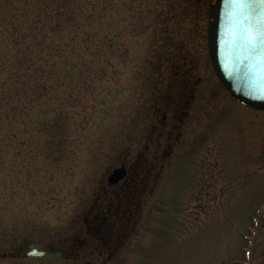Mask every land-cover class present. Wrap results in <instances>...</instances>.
Instances as JSON below:
<instances>
[{
  "label": "rangeland",
  "instance_id": "374dc122",
  "mask_svg": "<svg viewBox=\"0 0 264 264\" xmlns=\"http://www.w3.org/2000/svg\"><path fill=\"white\" fill-rule=\"evenodd\" d=\"M25 2L0 0V44ZM213 2L70 0L90 48L27 117L0 66V264H264V110L214 71Z\"/></svg>",
  "mask_w": 264,
  "mask_h": 264
},
{
  "label": "trees",
  "instance_id": "16d2710c",
  "mask_svg": "<svg viewBox=\"0 0 264 264\" xmlns=\"http://www.w3.org/2000/svg\"><path fill=\"white\" fill-rule=\"evenodd\" d=\"M30 1L15 7L17 13H24L26 18L11 20L9 34L0 44V66L5 73V98L22 96L23 107L19 106V114L20 111L24 112L26 117L34 108L35 101L52 99L49 95V77L58 70H65L58 69L59 66L70 65L72 70L76 65L84 63L83 59L80 60L81 51L89 50L90 38H93L97 28L94 23L88 28L79 20L70 21L75 10H81L80 4L72 7L70 0ZM96 50H100V47ZM91 54L99 56L98 52ZM47 112L50 114L54 111L48 108ZM12 118H15L14 114ZM26 124L31 125V120H26Z\"/></svg>",
  "mask_w": 264,
  "mask_h": 264
},
{
  "label": "water",
  "instance_id": "95a60500",
  "mask_svg": "<svg viewBox=\"0 0 264 264\" xmlns=\"http://www.w3.org/2000/svg\"><path fill=\"white\" fill-rule=\"evenodd\" d=\"M209 15L208 51L221 84L237 101L264 110V0H215ZM126 174L125 166L115 167L107 181L116 184ZM61 256L36 242L26 252L44 261Z\"/></svg>",
  "mask_w": 264,
  "mask_h": 264
},
{
  "label": "flooded vegetation",
  "instance_id": "af4514ba",
  "mask_svg": "<svg viewBox=\"0 0 264 264\" xmlns=\"http://www.w3.org/2000/svg\"><path fill=\"white\" fill-rule=\"evenodd\" d=\"M127 171H128V169H127Z\"/></svg>",
  "mask_w": 264,
  "mask_h": 264
}]
</instances>
